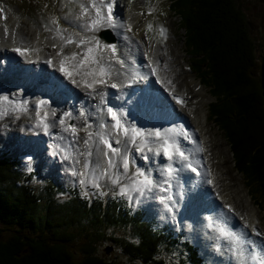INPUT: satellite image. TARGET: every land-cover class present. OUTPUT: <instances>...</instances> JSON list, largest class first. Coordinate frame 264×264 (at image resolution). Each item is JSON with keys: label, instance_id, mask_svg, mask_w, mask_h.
<instances>
[{"label": "trees", "instance_id": "obj_1", "mask_svg": "<svg viewBox=\"0 0 264 264\" xmlns=\"http://www.w3.org/2000/svg\"><path fill=\"white\" fill-rule=\"evenodd\" d=\"M170 2L194 67L211 89L210 116H215L212 120L231 144L247 186L250 190L255 186L264 200V89L254 74L257 46L250 25L237 0ZM15 166L9 159L0 160V225L19 229L5 240L0 237V264H165L163 252L168 253L176 240L143 221L138 212L127 216L128 209L109 195L90 202V195L81 194L78 185L68 188L74 198L58 203L52 198V181H47L49 191H35L29 177L20 181L24 174H16ZM74 228L87 238L79 262L65 248L76 240L77 233H70ZM103 229L112 231L106 235ZM106 241L120 248L127 262L101 257L97 246ZM188 249L189 262L201 264L196 248Z\"/></svg>", "mask_w": 264, "mask_h": 264}, {"label": "bare ground", "instance_id": "obj_2", "mask_svg": "<svg viewBox=\"0 0 264 264\" xmlns=\"http://www.w3.org/2000/svg\"><path fill=\"white\" fill-rule=\"evenodd\" d=\"M126 4L127 3L125 2L123 8L119 6V9H117L120 25L118 27L111 28L116 32V34L120 35H118L117 37L118 43L114 44L117 47V52L115 55L116 57L118 56L120 58L126 59L127 62H129V60H127L126 58L128 55L121 51V49H119V46L121 43V36H126L129 34V43L127 41L129 48L127 50L130 52V54H132V61H134V64L128 63L121 67L120 64L113 63L112 82L116 83L117 87H108L104 89V91H106L105 99L113 102L115 107L119 108L135 106V99L131 95L132 85L146 79H150L151 81H153V91L151 92L149 98L153 101V104L158 102L155 115H157L161 110V97L164 98L166 105L170 102L175 112L174 117L178 119L185 118L190 123L191 127L188 128V134L191 138H194L197 141L196 144H193L189 142V140L181 139L180 143L183 147L182 149L185 151V154L189 156L190 162L193 165H196V163L200 162L204 166L206 164V168L205 170H203L201 180L199 181L195 180L191 169L186 166L181 167L179 165L180 170L175 175V178L171 181L172 187L170 188V191L168 193L169 195H171L172 191H176L175 198L173 199L175 203L171 211L165 209L163 206V210H165L166 212L161 210L162 213L172 214L174 212H177L180 214V217L182 219H189V221L191 222L188 228L189 230L195 231L196 233L204 232V238L202 239L203 244L208 241V238L214 232L216 234V237L213 238L216 239L217 243L213 245L214 239L213 241H211L210 245H213L215 247L212 255L214 254V256H219L221 253H225L224 251H222V249L226 248V241L228 244H233L235 247L234 251H232L231 254L232 259H234L236 263L256 264V262L251 259V255H264V235H260L259 237H257L255 232L252 230H256L254 226L256 225L257 218L260 217V213L249 196V191L245 186L241 174H236L233 169L234 166L232 165V156L227 143L224 139H222V137H219V134L217 135L216 131L211 132V134L207 131L211 127L207 124L208 114L205 106L208 99L206 96V91L187 69L188 65L183 60V55L180 52L181 48L178 45L171 46V43H168L166 46H161L158 43H147V41L144 40V36H146L145 33H142V23L144 17L141 13H135L134 10H127ZM119 11L122 12L119 13ZM18 15V11L15 12L8 8V6H6L5 4L0 3V29H2L0 35V70H3L2 73L6 74L4 79L5 86H7L10 91H16L18 92L16 94H20L24 98H27L28 91L39 89L37 85L34 86L32 81L28 80L31 76H33L30 71L32 68L30 69V67H33L35 65L39 66L41 68V76L43 78L45 77L46 79H49L48 73H46V68L49 67H47V65L45 64H38V61L43 58L45 59V55H47L46 53H48L47 50L51 51L52 48H47L46 50H44V54L38 56V58L40 57V59H32L30 54L28 53L24 55L23 62H21V60H19L17 57H12L14 54L11 51L7 50V48L11 46L21 47L19 41L23 43L32 42V44L35 45L34 51L37 53H39V50H42L44 48V46H42L43 43H48L46 40L39 38V34L35 29H33L32 27H27V24H24L23 22L20 23V15ZM77 31H80V35L83 36L82 30ZM13 33L19 36L18 41H14L13 37H17V35H14ZM98 38L103 39V37L101 36H98ZM73 39H75V37H73ZM101 43L112 44L111 42H107L105 40L101 41ZM23 45V48H26L25 44ZM71 51L83 53L84 47L76 48V45L72 44L68 46V53L70 54ZM146 53L147 55H145ZM51 54H53V52ZM94 54H99V52H97L96 50ZM102 54L105 59H110L112 57V53L110 50L108 53H106L104 49ZM50 57L52 58L53 55ZM79 58H82V56ZM6 59H8V61H6ZM33 60H36V64L32 62ZM153 61H156L158 63L153 64ZM75 62L77 66L72 60L71 72L77 78V81L81 82V86L77 88L73 87V85L71 84H67V91L72 97L85 99L84 103L89 108L90 114H86L85 117L81 119L83 125H85V123L92 125V128L88 129L89 131H94L97 128L98 122L100 124H104L105 122L111 123L110 117L107 116L106 111L107 107L109 106L104 108L100 107V97L95 96V94H89V90L85 89L82 86L83 81H91V78L89 77V75H87V73L92 70V66L88 64L80 65L78 61ZM178 62H181L184 68L180 67V64H178ZM152 66L157 67L156 74L152 73ZM78 68L80 69V71L78 70ZM126 70H129V73H131L130 76H133L130 77L126 75ZM19 71H21L22 75L24 76L22 82L21 79H18L19 77H14V74ZM2 73L0 72V77L3 76ZM141 77H143L142 80ZM59 79H61V76L54 71L52 81L55 83L56 80ZM166 80H171L172 84H167ZM165 85L169 88L168 92L163 89ZM174 95H178L184 101V103L178 104L176 100L173 99ZM92 103H95V107ZM136 110L139 113L135 117L138 118L140 125H137L136 121L132 120V116H128L123 111L119 112L124 114L128 123L134 124L139 128L160 129L162 132L163 130L168 129L170 130L169 133L172 131L171 135L179 131L176 130V128L169 129L167 126L159 123L153 116L150 117V121L152 123L149 124L147 118H145V113L143 112V110L137 107ZM147 110L151 111V107L149 106ZM80 112L81 111H79V113ZM162 113L164 116L168 115L167 106H164ZM56 119L58 118L55 117L53 119V117H51L48 121H54ZM55 125L50 126L51 128L48 130H51L52 133L60 132V125ZM8 133L14 136V140H26L25 143L22 142L23 148H25V150L26 148L28 149L32 142V146L34 145V137V139L27 137L23 138V134H20V132L15 127L12 129V131H8L7 134ZM64 134L65 132L61 130V136H63ZM128 148L130 149V145H128ZM200 148H203L204 151H199ZM121 150L123 151V148ZM220 157L223 159V163L220 162ZM100 159L105 160L106 158ZM43 162L45 163L44 159ZM165 164L166 162L164 163V166ZM183 176L187 177L188 179L185 180ZM209 180L211 181V183L208 182ZM199 185L200 188L198 189ZM190 197L195 198L194 202H196V204H193ZM203 199L205 205H207L202 209L200 207V201H202ZM175 205H178L180 211L176 208ZM188 207H200L199 212H201L200 214L202 215L198 216L199 218H190L188 216V212L186 211ZM229 207L231 208V211L229 210ZM225 208L227 212L224 211ZM221 210H223L224 213H221ZM208 211H210L211 214L209 216H206V213ZM241 217H243V219ZM194 219L195 224L192 225ZM199 222L200 224L198 226ZM203 224L208 231L203 229ZM221 227H225L226 229L233 231L240 236L241 240L244 241L240 249H237L233 241L224 237L219 232V228ZM196 237L202 238L200 234L198 236L196 235ZM204 247L209 248L210 246L204 245ZM241 250L243 251V255L240 254ZM225 254V258L229 256L227 255V253ZM223 255L224 254H221L220 257H223ZM226 259L228 260V258Z\"/></svg>", "mask_w": 264, "mask_h": 264}, {"label": "rangeland", "instance_id": "obj_3", "mask_svg": "<svg viewBox=\"0 0 264 264\" xmlns=\"http://www.w3.org/2000/svg\"><path fill=\"white\" fill-rule=\"evenodd\" d=\"M237 1H238V6L242 9L245 15V19L247 23L250 25V35L252 37V41L257 46L256 57L258 59L257 61L258 66L254 70V74L256 75L257 79L261 82L264 89V19L260 20L261 16L264 17V9H261V7L264 8L263 6L264 0L259 1V3L258 2L255 3L252 0H237ZM125 2L127 3L126 4L127 10L128 9L134 10L135 13H141L143 15L144 19L142 23L143 26L142 33H145L146 36H144V40L147 41V43L155 42L160 44L161 46H166L168 43H171V46L178 45L181 48L180 52L183 55V60L188 65L187 69L189 70V72H191V75L195 77V79L200 83V85L206 91V96L208 99L205 106L208 114L207 124L211 127L210 128L211 130L208 129L207 131L210 134L211 132L216 131L217 135L219 134V137H222V139L225 140L232 156V162H233L232 165L234 166L233 169L236 172V174L240 175V173L238 172L241 170L240 168L242 167L240 162L236 161L233 156L231 144L228 143L224 131L223 129H221V126H219V123L212 120V118L215 116L213 117L210 116V109L214 102V99L211 94V89L206 87V84L202 82L200 73H198L197 69L194 67V63H195L194 59L190 56V51L187 49L185 45V33L181 28L180 19L178 18V16H175V14L171 11L172 9L170 8V4H171L170 0H114L113 11H114L115 22L118 20L117 21L118 26L120 25V20L117 13V9H119V6L123 8ZM0 3L5 4L6 6H8V8H10L15 12L18 11V14L20 15V16L18 15L20 23L23 22L24 24H27V27H32L33 29L36 30V32H38V34H39V27H37V24L43 25L42 26L43 30L46 26H52V27L54 26L55 27L54 29H57V26L52 23V21L55 19L59 23L60 34L63 32L65 38L72 36L75 37V39H78V37H76L75 34L80 33V31L77 30H82L83 31L82 35L84 37H96L97 39H99L98 36L100 35V33L103 32L102 30H106V29H108L112 33L113 37H118L119 35L116 34V32L111 27H107V26L97 28L96 31L94 32H87L81 28V24L84 21L77 19V17L80 16L81 13L80 5L83 4L85 7H88L91 12L92 10L90 8L89 0H0ZM97 6H100L99 0H97ZM121 12L122 11H119V13ZM92 14L94 15V12ZM65 21L69 22L70 23L69 25L75 27V29L74 30H70L68 28H67L68 30L65 29V27L63 26V23ZM149 25H152L151 29H149L148 27ZM52 27L47 29L46 36L49 33L52 32L54 33ZM161 28L166 29L164 36L160 35ZM1 31L2 29H0V35H1ZM45 31L46 29L44 30V32ZM129 39H130L129 34L126 36H121V43L119 46V49H121V51H123L125 54L128 55L126 57L127 60H129L127 64L134 62L132 61L133 60L132 54H130V52L127 50L129 48V45L127 44V41L129 43ZM99 40L104 41L103 39H99ZM67 45H72V44H67ZM47 51L48 53L46 54L47 56H49L52 53V51L50 50ZM97 52H99L98 49ZM105 52L108 53L109 50L105 49ZM30 56L32 59L38 58V57L34 58L32 55ZM38 59H40V57ZM120 59L123 60L124 58H120ZM32 62L36 64V60H33ZM178 64H180V67L184 68L181 62L180 63L178 62ZM36 66L37 65L30 67V69L32 68L30 71L34 77L31 76L28 80H30L31 78L36 80L37 77L34 75V73L37 71L35 68ZM49 70H50L49 68H46V73H48ZM2 71L3 70H0L1 73ZM39 71H41V68L39 69ZM53 74H54V70L52 71V75ZM125 74L128 76L131 75V73H129V70L128 71L126 70ZM14 77H19L18 79H21V82L24 79V76L22 75L21 71L15 73ZM2 82L3 84H5L3 79ZM33 85L36 86V84ZM1 88H3V86H1ZM163 89L166 92L169 91V88L166 85L164 86ZM16 93L18 92L10 91L8 88H3L2 93L0 92V160L9 159L10 161L14 162V164H16V166L14 167L16 174H21V175L24 174L23 175L24 177L23 176L20 177L21 179L20 181L24 182L26 179L22 180V178L24 179L29 177L30 180H28L29 181L28 183L32 185L35 191H37L38 189H40L43 192L49 191L46 189L48 186L47 181H52L53 182L52 188L54 190L52 198L54 201L58 203H65L68 202V199H70L71 197L74 198L73 195H69L70 191L68 188H70L71 186H74V188H76L77 184L79 186V190L81 194L82 193L84 194V192L87 191V193L90 194L91 197L99 196L100 194L97 189L91 187L90 185L86 187L81 186V184L79 183L81 177L72 175L73 170H77V171L82 170V165L75 163V160L77 159H80L81 161H83L84 159V157L80 156L79 152L76 151L77 147H79L80 152L85 151L82 142L78 146L73 145L71 148L65 146L66 145L65 141H64L65 145L63 143H56L54 137L55 134H53L51 130H47L46 132L41 124L40 114L42 115L41 117H43L45 112L43 110L38 109L37 112H35L34 114L32 109L30 108L32 104H35L34 101L29 99H24L22 95ZM161 98L160 101H162V104L166 106L164 98L163 97ZM116 108L121 109L119 107ZM117 111L119 112V110ZM77 122L80 123L82 122V120L80 121L77 120ZM47 123L49 124L48 129H50L51 128L50 126H54L56 124V120L54 121L47 120ZM14 127L20 132V134H23L22 135L23 138L34 137L35 138L34 145L32 146L33 144L32 142V144L28 147V149L26 148L25 150V148H23L22 142L25 143L26 140L23 141L22 139L14 140L13 135L9 133L7 134V132L12 131ZM59 129L62 130V127L59 126ZM79 135L81 137H84L85 132L81 131ZM57 140H60V137H58ZM51 144H54L52 146L54 149L51 147ZM130 151H129V156L131 157V159L135 160L136 166H139L142 170L146 169V171H150L152 176H153V170L159 169L157 172L154 173V177L156 179H160V169L163 167V165L159 162L157 158L153 157L150 160L151 163L155 164L154 167L152 164L148 162V160L147 161L143 160L141 154L135 152L132 145H130ZM93 153L94 155L93 157H91V159L95 161L98 159V157L95 155V148H93ZM146 154L149 155L152 153H146ZM66 156L68 157L67 159L65 158ZM43 159L45 160V163L43 162ZM219 160L221 163H223V159L221 157L219 158ZM142 162H144L143 167H142ZM101 163L104 168L107 167L106 159L105 160L101 159ZM100 170L101 169H97V172H99ZM110 171H116L117 174H119V172L122 171V169L110 170ZM132 171L133 168H131V164H130V170L128 174L129 176L131 175ZM122 181L127 182V178L122 177ZM243 181L245 183L246 188L249 191V196L251 200L255 204L256 208H258L260 213V217H258L256 220V225H255L256 227L254 226V228H256L258 232L264 233V203H263L264 200L259 193H255L256 191L255 186H253V190H250L251 187L249 186L250 187L249 188L247 186V181H245V179H243ZM99 183L102 186L101 191L105 192L107 195H110L109 198L116 200L118 198V200L121 203H127L128 206L130 205L131 207L130 212L126 211L127 216H134L136 210L138 208H142L141 213H138L137 216H142L143 221L147 222L152 227H155L157 231L159 230L165 231V233L171 237L170 239H173L176 236L180 238L176 240V243H174L173 248H171L168 253L167 251L163 252L164 262L166 261L165 264H179L180 263L179 260L181 256H183L182 257L183 264H191L188 259L189 253L190 251H192L188 249L189 244H193V246L197 249L196 250L197 258L201 262H204L205 264H238L234 259H232L231 252L234 251L235 249L233 244H228L225 241L226 248L222 249V251H224L225 253H227V255H229L228 257H226L228 258V260L224 257L226 256L225 253H221L224 254L223 257H220L221 254L219 256H214V254L212 255L213 251L215 250V247L213 245L217 243L216 239L213 238L216 237V234L213 232L211 236L208 238V241L203 244L202 239L204 238L203 236L204 232L196 233L194 231L193 233L190 234L191 230H189L188 228L191 222L189 221V219L184 218L186 220H183L180 217V214L177 212H174L172 214L162 213V211H165L163 210V205H161L157 199H154L152 195H149L146 198L138 197V194L135 192H129L128 196L115 195L114 193L118 191V186L113 185L111 180H108L107 177H105L100 179ZM199 188L200 185L198 186V189ZM160 194L161 193H159L158 191L154 193V195L156 196ZM129 197H131V199ZM190 198L193 204H196V202H194L195 198L192 197ZM137 200H139L138 203L135 202ZM200 202H201L200 207L203 209V207H205L207 204L205 205L204 199ZM175 206L180 211L178 205ZM200 207H193V208L188 207L186 210L189 214L188 216L190 218L193 217L199 218L198 216L202 215L200 214L201 212H199ZM224 210L226 211V208ZM225 214H230V213H225ZM176 216L179 222L182 223L183 220L182 226L181 227L177 226V229H179L178 231L175 230L176 227L175 222L177 221ZM194 224H195V219L192 222V225ZM199 224L200 222L198 223V226ZM202 226L203 229L206 230L204 224ZM72 230L73 231L70 233H75V232L77 233L76 240L66 244L65 248L72 255L74 261L79 262L83 258V255L80 251L81 249L80 247L83 243H87V238L84 237L83 234L78 232L76 228ZM17 231H19V229L16 230L7 229L0 225V237L3 240H5L10 236L15 235ZM103 231L105 230L103 229ZM111 231L112 230L107 229L105 231V234L106 235L110 234ZM117 231H119V233L120 232L122 233L120 229L119 230L117 229ZM199 234L200 236H202V238L196 237V235L198 236ZM256 236L259 237L260 235H256ZM132 237L133 236L131 235V239ZM187 239L189 240V242H186ZM213 239L215 242L213 241ZM211 241H213V245H210ZM204 245H208L210 247L209 248L206 247L207 248L206 249ZM116 247L113 245V243L109 241L99 243V245L97 246L100 256L103 257L104 259H107L109 261L114 260L120 263L127 262L126 258L121 257L120 254V252H122L121 249ZM174 252H178V255Z\"/></svg>", "mask_w": 264, "mask_h": 264}, {"label": "snow or ice", "instance_id": "obj_4", "mask_svg": "<svg viewBox=\"0 0 264 264\" xmlns=\"http://www.w3.org/2000/svg\"><path fill=\"white\" fill-rule=\"evenodd\" d=\"M91 12L88 7L83 4L80 5L81 13L77 17L78 20H83L81 28L87 32H94L97 28L101 27H117V23L114 19V0H99L100 6H97V0H89ZM94 12V15L92 14ZM53 24L57 26V31H60L59 23L57 20L52 21ZM149 29L152 25L148 26ZM130 30V29H129ZM66 31V30H65ZM166 29H160V35L164 36ZM78 39H73L72 36L65 39V44H75L76 48L84 46L83 53H78L77 51H71L70 55L65 56V60L71 59L73 61H78L80 65L88 64L92 66V70L87 73L91 76V81H83L82 86L89 90V94H95V96L100 97L102 102L106 103V94L104 89L111 87L116 88V83H113V73L112 67L113 63L120 64L121 67L124 66V61L116 57L117 48L114 44H102L96 37H84L80 33L75 34ZM166 38V37H165ZM55 47V46H53ZM99 50L100 54H94L96 50ZM108 49L112 53L110 59H105L103 56V50ZM14 51L24 54L27 49H14ZM59 54V53H58ZM147 55V53L145 54ZM82 58H79L81 57ZM79 58V59H78ZM158 62L153 61V64ZM166 67V66H165ZM60 71L68 77H72L73 73L65 67L64 61H61ZM151 71L156 74L157 67L152 66ZM143 79V77H141ZM72 83L81 85L80 81L75 79ZM166 83L171 85V80H166ZM174 88V86H173ZM6 99V98H5ZM173 99L176 100L178 104H183L184 101L178 96L174 95ZM44 103V102H41ZM107 114L110 117L111 123L105 122L104 124L97 123V128L94 131H89L92 128L91 124L85 123L83 127H78L73 123V116L71 112H65L63 116L59 119L58 123L62 127V131L69 133V137L73 145H79L81 142L85 148V151L80 152L79 147L76 151L79 155L84 157L83 161L80 159L75 160L76 164L82 165V170H73V176H79L81 179L79 183L81 186H91L98 190L100 195H105L106 193L101 191L100 179L107 177L111 180L113 185L118 186V191L115 195L128 196L129 192H135L138 197H148L152 195L154 199H157L165 209L171 211L174 201L172 195H169V190L172 187L171 181L175 178V175L180 170L176 165L181 167L186 166L191 171L198 173L196 167L190 162L189 156L185 154L180 143L181 139L189 140L191 143L196 144L197 141L191 139L186 129L181 128L180 131L169 135L168 129H144L136 127L134 124L128 123L124 114L118 111H114L112 107H107ZM53 119L55 118V113H52ZM85 113L81 111L79 113V118H84ZM48 113H44L41 119V124L47 132L49 124L47 123ZM40 126V125H38ZM84 131L86 135L81 137L79 133ZM63 139V137H61ZM117 145V146H113ZM128 145H132L135 152L140 153L143 160H149V156L146 153H152L153 157H162L166 164L160 169V179H156L152 176L150 171L142 170L139 166H136L135 160L130 159ZM104 146V147H102ZM93 148H95V155L98 157L97 160L93 161ZM123 148V151L121 150ZM106 149V150H105ZM199 151L203 152L204 149L200 148ZM68 158L67 156L65 157ZM106 158L107 167L104 168L101 163V159ZM130 164L133 167V171L129 176ZM97 169H101L97 172ZM122 171L117 174L116 171L110 170H120ZM210 174V173H209ZM122 177L127 178V182L122 181ZM211 183V181H208ZM161 193V195H154L155 192ZM84 195H88L87 191ZM131 199V197H129ZM139 202V200L135 201ZM231 211V208L229 207ZM243 219V217H241ZM256 235H264L253 229ZM219 232L229 240L233 241L237 249L241 248L244 243L240 236L235 232L226 229L225 227L219 228ZM243 255V251H240ZM251 259L256 262V264H264V255H251Z\"/></svg>", "mask_w": 264, "mask_h": 264}, {"label": "flooded vegetation", "instance_id": "obj_5", "mask_svg": "<svg viewBox=\"0 0 264 264\" xmlns=\"http://www.w3.org/2000/svg\"><path fill=\"white\" fill-rule=\"evenodd\" d=\"M252 1L255 2V3H256V2L259 3V1H262V0H252ZM263 6H264V5H263ZM261 9H264V8L261 7ZM263 19H264V17L261 16V17H260V20H263Z\"/></svg>", "mask_w": 264, "mask_h": 264}, {"label": "clouds", "instance_id": "obj_6", "mask_svg": "<svg viewBox=\"0 0 264 264\" xmlns=\"http://www.w3.org/2000/svg\"><path fill=\"white\" fill-rule=\"evenodd\" d=\"M239 173V172H238ZM241 175H242V177H243V174L242 173H240ZM243 179H244V177H243Z\"/></svg>", "mask_w": 264, "mask_h": 264}, {"label": "water", "instance_id": "obj_7", "mask_svg": "<svg viewBox=\"0 0 264 264\" xmlns=\"http://www.w3.org/2000/svg\"><path fill=\"white\" fill-rule=\"evenodd\" d=\"M106 37H107V35H106Z\"/></svg>", "mask_w": 264, "mask_h": 264}]
</instances>
